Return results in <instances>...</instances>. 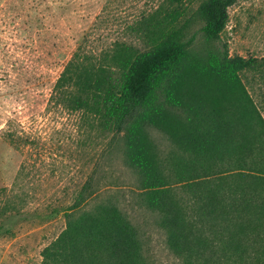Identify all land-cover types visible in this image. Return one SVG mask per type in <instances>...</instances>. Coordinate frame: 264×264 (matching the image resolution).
<instances>
[{
    "label": "trees",
    "instance_id": "1",
    "mask_svg": "<svg viewBox=\"0 0 264 264\" xmlns=\"http://www.w3.org/2000/svg\"><path fill=\"white\" fill-rule=\"evenodd\" d=\"M236 1L162 0L129 26L142 48L114 42L94 54L81 42L47 103L121 142L180 264H264V117L246 86L249 75L264 82V58L220 43ZM151 129L169 141L161 155ZM91 187L41 264H151L114 201L89 206Z\"/></svg>",
    "mask_w": 264,
    "mask_h": 264
},
{
    "label": "rangeland",
    "instance_id": "2",
    "mask_svg": "<svg viewBox=\"0 0 264 264\" xmlns=\"http://www.w3.org/2000/svg\"><path fill=\"white\" fill-rule=\"evenodd\" d=\"M161 1L0 0V264H41L43 248L63 231L66 210L87 184L85 193L95 195L89 206L114 201L151 264H180L156 215L139 200V176L121 142L82 124L78 114L47 109L81 42L94 54L114 42L142 48L129 26ZM220 43L230 56L264 58V0H237ZM203 47L200 37L195 49ZM246 86L264 117V82L249 75ZM149 135L159 155L169 149L161 132Z\"/></svg>",
    "mask_w": 264,
    "mask_h": 264
}]
</instances>
